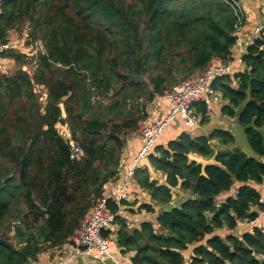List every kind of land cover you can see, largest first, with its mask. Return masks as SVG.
<instances>
[{"label":"trees","instance_id":"16d2710c","mask_svg":"<svg viewBox=\"0 0 264 264\" xmlns=\"http://www.w3.org/2000/svg\"><path fill=\"white\" fill-rule=\"evenodd\" d=\"M235 23L222 0H0V44L22 30L24 45L42 43L36 56L0 55L16 65L0 72V264L38 262L71 241L120 180L123 149L155 97L214 60L232 61ZM212 87L226 101L220 114L242 128L254 156L215 149L235 143L221 128L155 145L147 161L163 182L145 166L132 179L149 196L136 211L152 219L132 225L118 215L103 232L111 237L116 227V245L134 253L132 264H184L188 251L190 264H257L251 254H264L263 230L231 234L257 216L253 208L264 211L255 189L264 184V36ZM195 107L206 125V105ZM71 143L82 150L78 159ZM235 184L236 195L218 204ZM177 190L186 200L158 215L180 200ZM128 198L129 190L123 212L134 214L137 201Z\"/></svg>","mask_w":264,"mask_h":264},{"label":"built area","instance_id":"2783aa9c","mask_svg":"<svg viewBox=\"0 0 264 264\" xmlns=\"http://www.w3.org/2000/svg\"><path fill=\"white\" fill-rule=\"evenodd\" d=\"M222 1L233 11L236 17L234 29L237 33L250 18V15L242 8V0ZM259 34L260 29L256 28L253 32L251 43L260 37ZM239 46L240 41L236 37L234 47ZM14 49L11 42L0 44V55ZM241 59L237 63L232 64L224 63L221 60H214L208 64L202 73L171 86L163 94L155 97L154 100H162L165 103L167 107L166 114L159 119L151 120L147 117L132 132L129 139L138 140L140 147L131 162V166L125 173L124 180L110 184L106 188L104 196L84 218L71 241L60 247L69 251V254L61 257L55 263L49 264H66L70 260L84 258H91L93 261L99 263H105L109 260L113 261L111 254L113 240L111 237L103 236V232L110 228L116 216L125 217L121 202L128 196L129 185L132 182L135 169L143 166L158 139L170 124L176 123L178 120L182 121L183 125L187 128H193L199 124L200 116L195 110V105L197 103H204L208 112L211 98L216 94L212 83L220 76L231 74L235 70V67L241 63ZM70 145L71 159H78L82 154L80 146L74 143ZM236 192L231 197L236 195ZM219 203L221 202L218 201ZM259 203L264 204V197L261 196ZM110 205H114L117 211L114 212ZM252 210L257 212V216L252 220L247 219L240 222V224L243 223L249 227V231L245 233H251L254 229L264 231V211L258 210L256 207ZM251 255L257 264H264V254L253 252ZM186 263L190 264L191 259ZM30 264L41 263L39 261H32Z\"/></svg>","mask_w":264,"mask_h":264},{"label":"crops","instance_id":"0c3cea01","mask_svg":"<svg viewBox=\"0 0 264 264\" xmlns=\"http://www.w3.org/2000/svg\"><path fill=\"white\" fill-rule=\"evenodd\" d=\"M242 8L245 12H247L250 15V18L242 25V27L238 30L236 33V37L240 41L239 47L233 48V54H232V61L228 63H237L239 59L242 58L244 53L246 52L247 48L251 44V40L253 38V32L256 28L260 29V34L264 36V0H242ZM241 63H239L235 68L240 66ZM226 104V101H223L221 97L216 93L213 98H211V104L208 106V112L207 116H209V122L206 125H200L199 124L193 128H187L183 125L182 121L178 120L176 123H172V126H168V128L162 133L160 138L158 139L156 145H166L167 142L175 139L181 132L187 131L192 133L193 135L197 133L208 135L214 128H221L224 130L230 131V133L234 136V145H228L225 147H220L217 145L216 142L213 144L216 145L215 149H222V150H231L234 148H239L238 145H236L235 140V132L239 133V137L241 138V134L243 133L242 128L237 124V122L234 119H228L225 117H222L220 114V108ZM196 109V107H195ZM167 112V107L165 103L162 100H154L147 109L148 117L152 119H159L163 117ZM176 125H180V127H176ZM244 134V133H243ZM140 147V142L136 139H129L126 143V146L123 149L122 152V165H121V173H120V182L124 180L125 173L128 170V168L131 166V162L137 153L138 149ZM190 160L200 162L202 157H199L194 154L189 155ZM145 167H148L150 174L153 178H156L159 182H163V175L159 172H153L150 168L148 161L146 160L144 162ZM238 184H235L231 191L228 193H224L219 196L218 201L222 202L226 197L232 196L237 189ZM262 197H264V184L261 186L256 187ZM178 196L181 197H187L188 193H183L180 190L176 191ZM235 196V195H234ZM233 196V197H234ZM129 201H137L136 207L134 208L136 211V208L141 203H147L149 202V196L141 191L132 181L130 188H129ZM125 217L131 222L132 225L136 224L138 225L139 222L143 220H151L153 215L151 214H145L143 212L139 213L138 211L134 212V214L126 213ZM243 226V227H241ZM235 230H237L240 234L238 236H241L243 233L249 231V227L243 223H241ZM115 233H116V227L114 228V231L110 233L111 239L113 240V245L111 246V254H112V260H109L105 263H99L93 261L91 258H84V259H75L70 260L66 264H132L131 259L134 255V253H126L122 254L120 249L116 245L115 240ZM225 233V234H223ZM231 234H234V231H231ZM220 235L222 237H225L227 235V230L223 229V231L220 232ZM235 235V234H234ZM69 254V251H66L65 249H51L44 253H42L38 260L41 262V264H49V263H55L57 260H59L61 257H64ZM191 256V252H185V263L189 261Z\"/></svg>","mask_w":264,"mask_h":264},{"label":"rangeland","instance_id":"374dc122","mask_svg":"<svg viewBox=\"0 0 264 264\" xmlns=\"http://www.w3.org/2000/svg\"><path fill=\"white\" fill-rule=\"evenodd\" d=\"M26 32H28V30H26V31L25 30L24 31L22 30L21 33L11 32L10 33V38H11L10 42L13 44V46L15 48L14 49L15 52H17L19 54L20 53H25L26 54V57L28 58V57H31L32 55H34V56L37 55L39 49L42 48L41 47L42 43L39 40H34V42L31 43L32 44L31 46L24 45L25 42L29 40L28 37H27L28 34ZM24 40H26V41H24ZM33 64L34 63H32V61H31V63L25 64L26 65V69H27V71L29 73H31L33 71V69H34L33 68ZM15 67H16V65H15V63L13 61H11L9 59H5V60L4 59H0V72H7L8 73L10 70H12ZM37 93L40 96H42V99L44 98L43 95H42V94H44V90H42V89L39 88ZM170 125L172 126V124H170ZM176 127H180V125H176ZM62 130H64V128ZM241 136L242 137L240 138L239 137V133L238 132H235L236 145H238L239 147H241L242 148L241 150L243 152H246V153L254 156V153L250 149L249 144L247 142V139H246L245 135L242 133ZM210 161L211 160L208 159V158L207 159L206 158H201V161L198 162V163H202L203 164V163H207V162H210ZM143 165H144V163H143ZM241 227H243V226H241ZM110 231L113 232L114 231V228H111ZM223 234H225V233H223ZM234 234L238 236L240 233L237 230H234Z\"/></svg>","mask_w":264,"mask_h":264},{"label":"water","instance_id":"95a60500","mask_svg":"<svg viewBox=\"0 0 264 264\" xmlns=\"http://www.w3.org/2000/svg\"><path fill=\"white\" fill-rule=\"evenodd\" d=\"M184 200H186V197H181L180 200L178 202H172L166 206H163L161 208L157 209V214H161V213H166V212H170L171 210L175 209L178 207V205L183 202ZM187 264V263H184Z\"/></svg>","mask_w":264,"mask_h":264}]
</instances>
